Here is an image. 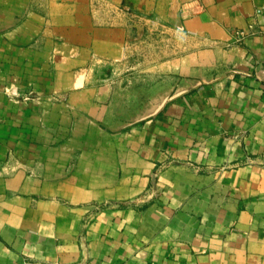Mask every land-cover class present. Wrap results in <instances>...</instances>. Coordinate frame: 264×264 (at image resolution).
<instances>
[{"label": "crops", "instance_id": "obj_1", "mask_svg": "<svg viewBox=\"0 0 264 264\" xmlns=\"http://www.w3.org/2000/svg\"><path fill=\"white\" fill-rule=\"evenodd\" d=\"M0 264H264V0H0Z\"/></svg>", "mask_w": 264, "mask_h": 264}, {"label": "built area", "instance_id": "obj_2", "mask_svg": "<svg viewBox=\"0 0 264 264\" xmlns=\"http://www.w3.org/2000/svg\"><path fill=\"white\" fill-rule=\"evenodd\" d=\"M254 25L253 24H250L249 25V28L248 30H245V29H238V30H235L234 34H235V43H239L241 40H243L246 36H248L249 34H252L255 32V28H253Z\"/></svg>", "mask_w": 264, "mask_h": 264}, {"label": "rangeland", "instance_id": "obj_3", "mask_svg": "<svg viewBox=\"0 0 264 264\" xmlns=\"http://www.w3.org/2000/svg\"><path fill=\"white\" fill-rule=\"evenodd\" d=\"M114 14H118V15H122L123 14H128L129 16H131L132 18H135V16L140 15L139 13L133 11V10H127L126 8L123 7H114L112 9Z\"/></svg>", "mask_w": 264, "mask_h": 264}]
</instances>
